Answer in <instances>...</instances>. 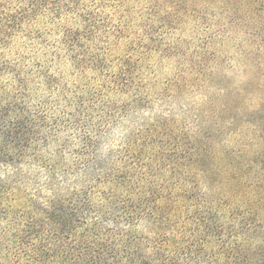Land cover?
Listing matches in <instances>:
<instances>
[{"label":"rangeland","instance_id":"obj_1","mask_svg":"<svg viewBox=\"0 0 264 264\" xmlns=\"http://www.w3.org/2000/svg\"><path fill=\"white\" fill-rule=\"evenodd\" d=\"M5 27L0 117L25 139L0 165V263L21 241L48 264L69 239L107 242L142 202L165 205L169 231L138 233L176 243L166 257L211 214L225 239L257 225L245 249L206 237L211 264H264V0H0Z\"/></svg>","mask_w":264,"mask_h":264},{"label":"trees","instance_id":"obj_2","mask_svg":"<svg viewBox=\"0 0 264 264\" xmlns=\"http://www.w3.org/2000/svg\"><path fill=\"white\" fill-rule=\"evenodd\" d=\"M16 31V27H5L0 30V48H5L8 43L11 35ZM71 51H75L78 48L74 46H69ZM2 55V54H1ZM4 55H2L3 57ZM4 58V57H3ZM78 64V63H77ZM9 67L8 63L0 60V71ZM12 67H15L13 65ZM20 73V72H19ZM4 118V115H3ZM15 129H12L10 124H7L2 117H0V165L2 166H14L16 164V158L13 155H10V150L16 148L19 141L25 139L24 135L20 131L19 124L13 123ZM264 153V152H263ZM14 187H8L4 183H0V235L4 231L9 230L10 225H2V221L5 218L6 208L5 201L9 200L8 197L10 190ZM144 204L140 202V205L135 208H131L128 211H125L128 216L125 220L124 226L119 227L117 224L115 228H110L111 231H114V234L110 232L106 237L107 242L102 239L93 240L86 247H82V243L85 242L84 239H81L80 236L76 239H69L65 245V249L62 253H57L56 251L52 258V264H194L191 256L196 255L198 258L199 264H211L206 257V253L202 251V242L206 240V237L213 235L218 239L222 238L220 242L223 245H231L236 249H240L244 246L242 234L247 233L245 240H255L256 236L250 232L248 226L252 225L253 232H255L256 224L247 222L248 226L241 227L239 225L235 226L234 231L229 232L227 239L221 236L219 233L220 225L215 224L213 221V215L207 214L203 215L200 218L195 219V234L197 237H191V234L188 235V240H185V244L182 247V251L178 254H172L171 256H165L166 246L174 245L176 243L170 244V238L165 237L162 241L151 245L150 240L138 233V225L143 222V220L154 223L157 222L155 229L149 231V235L153 232L160 234L163 231H169L166 228V218H162L161 212L165 208V205L152 206H143ZM44 211L50 212L52 218L57 222L60 221L61 225H64L66 229H70V225L67 224L66 220L69 217L67 212L64 210H57L55 207L52 209L43 208ZM251 209L248 210L250 212ZM75 214V211L70 212L72 217ZM213 216V217H210ZM169 219V218H167ZM122 220V219H121ZM72 224V223H71ZM127 224V225H126ZM123 225V224H122ZM14 226V223L12 224ZM239 230V231H238ZM223 235V234H222ZM199 240L198 243H195V240ZM57 238L50 237L46 241V247L51 250L57 247ZM250 240V241H251ZM78 242V243H77ZM198 244V249L197 248ZM131 247H134L132 250ZM243 249H245L243 247ZM16 250L14 251L15 258L10 260L9 263L3 261L0 264H48L51 262L49 258L45 257L40 253L39 247L35 244L32 245V250L28 243L21 241L17 244ZM30 251V253H29ZM24 253V254H23ZM194 253V254H192ZM18 255V256H17ZM181 256H184L182 258ZM167 259V261H166ZM166 261V262H165Z\"/></svg>","mask_w":264,"mask_h":264}]
</instances>
